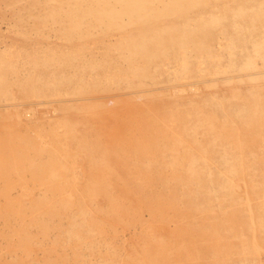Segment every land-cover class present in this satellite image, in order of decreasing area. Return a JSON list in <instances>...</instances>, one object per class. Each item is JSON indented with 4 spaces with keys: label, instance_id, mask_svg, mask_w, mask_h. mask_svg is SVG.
<instances>
[{
    "label": "bare ground",
    "instance_id": "1",
    "mask_svg": "<svg viewBox=\"0 0 264 264\" xmlns=\"http://www.w3.org/2000/svg\"><path fill=\"white\" fill-rule=\"evenodd\" d=\"M20 1L4 3L14 37L0 50V159L9 170L23 160L50 191L32 219L67 208L71 190L103 196L100 212L116 218L139 195L133 222L140 202L153 217V204L180 197L178 226L166 232L169 219L154 216L138 243L98 264H264V0ZM23 126L33 133L17 135L18 149L11 131ZM162 171L169 201L151 188ZM87 201L68 235L87 237ZM214 238L236 243L223 255Z\"/></svg>",
    "mask_w": 264,
    "mask_h": 264
},
{
    "label": "rangeland",
    "instance_id": "2",
    "mask_svg": "<svg viewBox=\"0 0 264 264\" xmlns=\"http://www.w3.org/2000/svg\"><path fill=\"white\" fill-rule=\"evenodd\" d=\"M5 1L6 0H0V50L5 47L4 44H10L14 37L12 33H10V27L14 25V23L7 15L8 8L4 4ZM24 1L25 0H21L20 2L24 3ZM33 23L34 22H31V24ZM31 37H33L32 40H36L34 34ZM126 92H130L129 89L126 90ZM102 93L112 92L110 90L107 92L102 91ZM88 94L92 93L88 92ZM47 99L48 98H39L38 102L43 104ZM12 102L18 103L19 105L20 103L28 105L30 102H37V100L29 98L17 99ZM27 105H25V107H27ZM52 115L51 113H47V116ZM27 119L28 121H32L34 118L31 117L29 119L28 117ZM29 124H32V122ZM21 128L14 127V130L11 131L12 135L10 137L12 138L11 142L15 144L18 149L22 143L21 140H17V135L29 137L33 133L29 128H24V126ZM95 128L96 127H92L90 130H94ZM0 137L2 140L1 145L5 144L7 140L5 130L0 131ZM2 151H5V149H2ZM4 155L5 157L9 156L13 158L11 153H8L7 155L5 153ZM43 155L44 156H40L43 162L38 161L41 163L43 169H49L54 165L53 161L48 159L45 154ZM214 157L215 155L212 156V158ZM22 161L23 160L19 163L16 162L18 164L16 165L17 169L12 168L9 170L5 169V158L1 157L0 159V264H98L102 263L105 259L107 262H112L113 260L111 259H116L118 254H122L127 249L132 248L131 245L133 246V243H138L139 237L145 235L144 226H146V223H149L154 216H161L169 219L165 230L167 232V230H171L179 225L173 219L175 214H179L177 209H180L181 213L185 212V206L183 205L185 203H180L183 202L180 197H178V201L180 202L171 201L173 204L166 206L165 209L160 208V210H156L153 200L150 201L153 204V207H151L155 211L153 217L146 209L148 206L144 205L143 202H140L137 207H140L141 211L137 212V219L133 222L131 212L133 213V209L136 208L135 201L139 199V195L131 193L130 198L126 201L128 202L129 200H132L133 204L130 201L129 202L130 206H133L129 207L126 212L117 215L119 218H116L108 215V212L105 214L100 212L106 206L103 196L98 195L95 197V201L91 199L88 200V203L87 198L81 195L83 191L79 189V191H76L75 193L72 190L69 192L73 197L70 200V203H68L67 208L62 207L53 209L54 206H52L50 211L53 210L50 212V216H35L32 219V206L37 200H41V197L44 195L48 197V200L51 199L52 195L50 191L44 189L46 186H41L36 182L37 178H41V175L37 174L35 176L32 173L30 174V170H24L22 168L23 164H21ZM80 164L82 165V161L78 158V167L75 169L77 175L74 177L77 176L79 180L84 177H82L81 174ZM119 164L120 163H117L113 168L117 173L126 169V166ZM67 176H70L67 180L70 181L71 175L68 174ZM165 177L166 175L163 171L159 175L152 174L154 182L152 183L151 188L155 193H162V198L164 200L168 199L169 201L168 196H171L172 188L170 191H166L164 188V184H168V187H170L168 180L164 179ZM127 179L128 178L118 181V184H127L126 188L134 187L135 184ZM161 179H163V181ZM25 184L30 189V192L26 197H21L20 186ZM52 185L54 186L55 182ZM175 199L177 200V198ZM41 201H43V199ZM86 201L89 206L87 211L92 219L86 228L83 225L80 230L82 232L87 230V237L80 238L74 235L70 236L67 234V230L70 228V223L73 219H80L79 211L81 205L86 204ZM44 205L45 208L50 207V204ZM183 220H185V218H183ZM96 225H98L99 232L95 234L91 233ZM232 241V243H224L220 239L214 238V245H218L217 249H215L225 255L228 252L227 247H229V244L232 245L236 243L235 240L232 239Z\"/></svg>",
    "mask_w": 264,
    "mask_h": 264
}]
</instances>
